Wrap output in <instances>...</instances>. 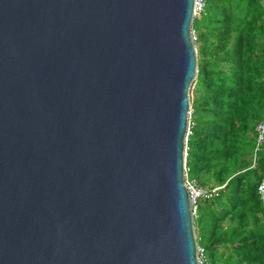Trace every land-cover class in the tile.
I'll list each match as a JSON object with an SVG mask.
<instances>
[{
  "label": "water",
  "instance_id": "1",
  "mask_svg": "<svg viewBox=\"0 0 264 264\" xmlns=\"http://www.w3.org/2000/svg\"><path fill=\"white\" fill-rule=\"evenodd\" d=\"M195 2L0 0V264H200Z\"/></svg>",
  "mask_w": 264,
  "mask_h": 264
},
{
  "label": "trees",
  "instance_id": "2",
  "mask_svg": "<svg viewBox=\"0 0 264 264\" xmlns=\"http://www.w3.org/2000/svg\"><path fill=\"white\" fill-rule=\"evenodd\" d=\"M206 3L211 26L198 30L200 66L194 82L206 91H191L194 125L188 145L200 184L221 189L199 203L196 233L210 264H264V207L258 193L264 155L258 153L253 167L256 140L249 136L257 119L264 118V109L257 111L264 107V4ZM234 10H240L237 18Z\"/></svg>",
  "mask_w": 264,
  "mask_h": 264
},
{
  "label": "built area",
  "instance_id": "3",
  "mask_svg": "<svg viewBox=\"0 0 264 264\" xmlns=\"http://www.w3.org/2000/svg\"><path fill=\"white\" fill-rule=\"evenodd\" d=\"M206 7V0H196L195 2V12L196 15L202 13L205 10ZM194 36L196 37L195 30H194ZM193 108L191 106L190 112H189V125L187 129V137L188 140L190 136L193 134V125L194 122L191 119V116L193 115ZM264 148V118L261 120V122L257 126V135H256V149H255V159L258 160V153ZM190 168L185 167V182L187 189L190 193L192 202H193V213L196 216L200 210L199 203L202 200H209L212 199L218 192L219 187L214 188H208L205 186H202L195 178H191L190 175ZM258 193L260 194V197L262 199L263 207H264V175L261 179V182L258 185ZM199 252H198V258L200 264H210L207 256H206V249L204 246H201L199 244Z\"/></svg>",
  "mask_w": 264,
  "mask_h": 264
},
{
  "label": "rangeland",
  "instance_id": "4",
  "mask_svg": "<svg viewBox=\"0 0 264 264\" xmlns=\"http://www.w3.org/2000/svg\"><path fill=\"white\" fill-rule=\"evenodd\" d=\"M263 4H264V0H260ZM232 2H238V0H232ZM207 4V3H206ZM206 8V7H205ZM231 9H234L233 7H231V8H229V11H231ZM204 13V14H203ZM234 16L237 18L238 17V15L240 14V10L239 11H235L234 10ZM205 15H206V13H205V10L202 12V13H200V14H197L196 15V17H195V20H197V26H198V28L197 29H194L195 30V34H196V37H198L200 34H199V32H198V30L200 31L201 29H203V28H206V29H209L210 28V21L208 20V19H206L205 18ZM204 16V19L202 20V17ZM256 41L257 42H259L258 44H260L261 43V41H262V39H261V37H257L256 38ZM197 44V43H196ZM197 51H198V48H197ZM198 59H199V56H198ZM200 66V65H199ZM199 75V74H198ZM196 81V80H195ZM194 81V82H195ZM197 82V81H196ZM219 83H223V82H219ZM195 90H197V92L198 93H201L202 92V94H204L205 93V91H206V87H204V86H202V85H200V84H197V83H193V85H192V87H191V91H195ZM191 93V92H190ZM192 102V101H191ZM263 109H264V107H259V108H257V111L258 112H260V111H263ZM261 120L262 119H260V118H258L257 119V122H255L256 123V126H255V124L253 125V127L250 129V131H249V136H251V139H255L256 140V135H257V126H258V124L261 122ZM193 137H191V138H189L187 141H186V147H185V167L187 166V167H189V165L192 167V169H193V172L191 173L190 172V177L191 178H195L199 183H201V181H200V179L198 178V176H199V174L198 175H196L197 174V171H196V169L195 168H193V165L190 163L191 161H192V159H191V156H190V154H189V152H190V149H189V145H188V143L190 142V140L192 139ZM195 139V138H194ZM242 139L244 140L245 139V137H243L242 136ZM255 149H256V147H255ZM255 151V150H254ZM260 154H262V155H264V148L260 151ZM257 161L258 160H256L255 159V152H254V161H253V167L256 165V163H257ZM189 163V164H188ZM190 168V167H189ZM245 184H247V181L245 182ZM205 187H207V186H205ZM216 187H219L220 189H221V186H216ZM201 202V201H200ZM196 228V227H195Z\"/></svg>",
  "mask_w": 264,
  "mask_h": 264
}]
</instances>
